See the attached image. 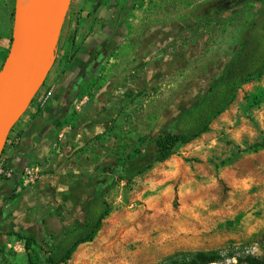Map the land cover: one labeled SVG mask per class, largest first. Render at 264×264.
Here are the masks:
<instances>
[{
    "label": "rangeland",
    "instance_id": "1",
    "mask_svg": "<svg viewBox=\"0 0 264 264\" xmlns=\"http://www.w3.org/2000/svg\"><path fill=\"white\" fill-rule=\"evenodd\" d=\"M218 1H72L34 102L6 135L0 168L12 176H0V264H25L23 242L9 232L35 236L48 249L59 238L50 240L45 231L52 226L61 235L70 229L81 217L90 189L106 181L104 198L112 211L95 239L78 247L67 264H159L196 252L218 254L220 261L212 264L264 258V98L255 100L264 90V77L241 86L208 133L177 146L172 157L141 175L120 179L123 159L144 152L150 138L208 89L235 50L241 28L264 10V0H251L244 9L217 15ZM16 3L0 0V69L10 48ZM92 49L97 56L105 51L94 76L97 83L86 99L78 95L68 109L71 114L57 122L58 132L64 131L76 125V111H95L100 132L86 142L97 169L90 175L55 171L43 160L31 163L25 166L30 175L24 168L15 190L21 197L8 203L16 164L7 149L14 153L23 141H31L39 114L64 93L65 79L94 56ZM156 49L161 51L150 60L157 69L152 72L144 60ZM141 60L143 71L136 69L129 78ZM141 75L143 85L136 83ZM126 80L133 88L113 104V92ZM102 87L106 90L100 94ZM103 98L110 100L98 111L94 106Z\"/></svg>",
    "mask_w": 264,
    "mask_h": 264
},
{
    "label": "trees",
    "instance_id": "2",
    "mask_svg": "<svg viewBox=\"0 0 264 264\" xmlns=\"http://www.w3.org/2000/svg\"><path fill=\"white\" fill-rule=\"evenodd\" d=\"M11 17H14L13 10ZM262 77H264V10L252 16L241 28L235 50L208 89L193 104L173 117L169 122L170 126L168 129H164L157 137L152 139L151 148L154 152L152 159L143 162V165L134 166L130 164V161L140 151L128 154L123 159L121 168H123L125 174L121 175L120 179H132L141 175L151 169L155 163H162L172 157L177 146L187 145L201 135L208 133L212 122L233 103L236 91L241 86L253 80H260ZM95 84L96 81H92L84 89L82 96L88 95L91 88L95 87ZM263 98L264 90L262 89L257 93L255 100L260 103ZM33 102L34 100L31 104ZM74 116L76 115H73V118ZM47 128V125L42 126L37 138ZM101 136L98 135L95 138L100 139ZM8 140L9 135L1 150L0 158L4 154ZM145 153H147V150ZM24 168L25 166L17 169L12 180L11 189L7 192L8 200L11 202L21 197L15 194L20 179L16 185L14 181L18 175L21 176ZM109 184L110 181H106V183L96 185L90 189L88 202L82 210V215L70 229L61 235V231L52 226L45 231L46 238L50 240L59 238L48 249H45L43 243L38 242L35 236H23L16 232H9V236H13L23 242L25 264H67L78 247L92 242L100 231L104 220L112 211L111 205L104 198V189ZM260 248L264 252V237L260 241ZM219 261L220 257L218 254L196 252L192 254H176L166 258L159 264H212ZM3 262H7L6 259H3ZM245 262L247 264H264V258L247 257Z\"/></svg>",
    "mask_w": 264,
    "mask_h": 264
},
{
    "label": "crops",
    "instance_id": "3",
    "mask_svg": "<svg viewBox=\"0 0 264 264\" xmlns=\"http://www.w3.org/2000/svg\"><path fill=\"white\" fill-rule=\"evenodd\" d=\"M95 51V49H92L90 54H94ZM85 63L86 62L83 64ZM82 65H80V67ZM66 79L65 82H67ZM129 83V80H126L123 84L119 82V89H116V91L113 92L115 95V102H112L113 104L118 103L120 100L118 99L119 94H121V96L122 93L125 96L128 95L129 89L133 88L129 85ZM66 85H63L65 94L69 91L68 84ZM125 96H123L124 99ZM84 98L86 99V96ZM50 103H52V107H47L46 111L40 113L39 117L36 119L39 125L37 129H35L31 141H23L21 147L14 153H10L12 150L7 149V154H11V157H13L12 159L16 164V171L26 165L43 160L46 164L55 169V171L60 170L61 172L93 174L97 169V165H95L93 161L94 158L91 160L93 153L90 150V143L86 142V140L92 139L95 132H100V127L96 124L95 117L93 116V112L95 111H92L91 109L87 110L85 113H79L76 111L74 113L77 116L76 119L80 120L78 121L77 126L71 129L68 126L67 129H64V131L58 132V122L50 121L52 116L60 111L58 97L52 99ZM102 106H104V102H101L94 107L97 108ZM70 114V111H66L61 116L62 120ZM44 125L48 126L47 130L39 138H37L41 127ZM56 138L59 140L55 141ZM93 144L95 145V143ZM66 157H69V160L63 163L62 160ZM83 178L84 177L79 176L80 180H83ZM12 202L10 201L8 203ZM8 209H12V206L8 207Z\"/></svg>",
    "mask_w": 264,
    "mask_h": 264
},
{
    "label": "bare ground",
    "instance_id": "4",
    "mask_svg": "<svg viewBox=\"0 0 264 264\" xmlns=\"http://www.w3.org/2000/svg\"><path fill=\"white\" fill-rule=\"evenodd\" d=\"M50 1L52 0H17L15 30L18 31L25 26ZM56 37L57 32L49 34L33 44L26 51L17 69L11 73L10 91L2 120L0 149L9 129L19 117L26 100L36 92L37 86L46 76Z\"/></svg>",
    "mask_w": 264,
    "mask_h": 264
},
{
    "label": "water",
    "instance_id": "5",
    "mask_svg": "<svg viewBox=\"0 0 264 264\" xmlns=\"http://www.w3.org/2000/svg\"><path fill=\"white\" fill-rule=\"evenodd\" d=\"M71 3L72 0H52L21 29L16 31L14 27L9 51L0 69V134L2 130L3 115L10 91L11 73L17 69L26 51L41 38L57 32V42L58 35ZM32 96L33 94L26 100L19 117L29 106ZM19 179L20 176L18 175L14 181L15 185Z\"/></svg>",
    "mask_w": 264,
    "mask_h": 264
},
{
    "label": "flooded vegetation",
    "instance_id": "6",
    "mask_svg": "<svg viewBox=\"0 0 264 264\" xmlns=\"http://www.w3.org/2000/svg\"><path fill=\"white\" fill-rule=\"evenodd\" d=\"M250 3H251V0H219L217 3H215V10L213 12L217 13V15H221L225 12H233L235 10L238 11V10L244 9V7H246ZM211 14L212 13H210V16H211ZM112 50L113 49L111 48L108 51L112 52ZM160 51H161L160 49H156V50L150 52V54L144 60L145 63H147L149 60V62H150L149 65H150L152 72H155L157 69H156V66L153 63V61H150V60H153L152 58ZM104 56H105V51L101 55H98V56L94 54V56H92V58L88 59V61H86L85 64H83L81 67H79L78 71L72 77V79H70V80L66 79V81L68 82L67 84H68V90L69 91L66 94L63 93L62 95L58 96L60 111L57 114H55L54 116H52V119L50 121H54V122L56 121L57 122V120L59 118H61V116L66 111H68L70 105L73 103L75 98L78 95L81 96L84 89H86L92 81H96V83H97V79H94V76L96 75V73L99 72L100 65L102 64ZM144 65L145 64H143V60H141L138 67L131 69L130 75L128 77L131 78L130 76H133V73H134V71H136V69L143 71ZM174 73L175 72H173V73L171 72V73H169V75L174 76ZM169 77L170 76H168L167 78H169ZM136 80H137L136 83L143 85V81H146V78L143 79V75H141L140 77H138V79L136 78ZM117 89H119V87ZM104 90H106L105 87H102L101 89H99V92L101 91L100 94L103 93L102 91H104ZM113 99H114V97H113ZM128 99H131V97H129ZM107 100H110V99L103 98V99H101V102H105ZM112 102H115V101H112ZM96 109L98 111H102L103 108L97 107ZM78 121H80V120L76 119V123H75L76 125H74L72 128H75V126H77ZM169 126H170V123H168L167 129L169 128ZM149 142L150 143L152 142L151 138H150ZM141 144L143 145V142ZM146 150H147V153H145ZM146 150L144 151V156H143V151H140L139 154L135 155L133 160L130 161V164L134 165V166H136V165L140 166V165H143V162H147L148 160L152 159L154 152H153V149L151 148V146L146 147ZM121 170H122L121 175H124L125 172H124L123 168H121Z\"/></svg>",
    "mask_w": 264,
    "mask_h": 264
},
{
    "label": "built area",
    "instance_id": "7",
    "mask_svg": "<svg viewBox=\"0 0 264 264\" xmlns=\"http://www.w3.org/2000/svg\"><path fill=\"white\" fill-rule=\"evenodd\" d=\"M49 96H50V92H47V93H45V95H44V98H43V103L42 104H44V103H46V100L49 98ZM25 176L27 177L28 175H30V171H29V169L28 168H25ZM1 175H5V176H7V177H11L12 176V171H5L4 172V170H2L1 168H0V176ZM22 177V176H21ZM20 177V178H21ZM22 179H23V177H22Z\"/></svg>",
    "mask_w": 264,
    "mask_h": 264
}]
</instances>
